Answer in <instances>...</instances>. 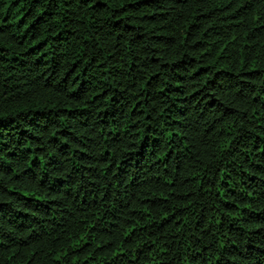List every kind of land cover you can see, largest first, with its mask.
I'll use <instances>...</instances> for the list:
<instances>
[{"label":"trees","instance_id":"1","mask_svg":"<svg viewBox=\"0 0 264 264\" xmlns=\"http://www.w3.org/2000/svg\"><path fill=\"white\" fill-rule=\"evenodd\" d=\"M0 264H264V0H0Z\"/></svg>","mask_w":264,"mask_h":264}]
</instances>
